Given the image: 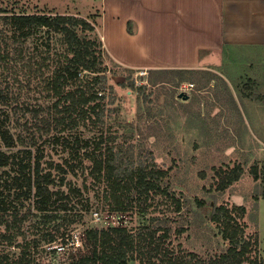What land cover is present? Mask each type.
Returning a JSON list of instances; mask_svg holds the SVG:
<instances>
[{
    "label": "rangeland",
    "instance_id": "374dc122",
    "mask_svg": "<svg viewBox=\"0 0 264 264\" xmlns=\"http://www.w3.org/2000/svg\"><path fill=\"white\" fill-rule=\"evenodd\" d=\"M99 3L0 0V8L7 14L85 18L94 23L101 41ZM0 42L7 43L1 44V53L5 48L9 52L0 59V126L14 137L22 133L31 143L33 131L24 130L33 123L29 109L51 101L45 81L56 63L70 55L60 35L44 28L18 31L2 20ZM101 63L104 72L96 78L102 83L95 89L103 97L104 109L98 122L80 126L59 140L44 135L32 146L17 143L7 149L0 145L15 163L32 164L41 157L44 172L51 171L55 180L51 190L61 192L51 205L60 210L54 219L44 222L33 207V197L17 196L8 185L17 174V164L0 171V198L6 207L22 214L30 211L20 225L17 243L29 245L34 264L90 255L85 229L108 225L130 231L143 227L160 233L169 230L172 239L181 230L177 238L181 247L207 257L224 251L227 245L210 220L212 209L222 203L246 209L238 222L246 235L257 233L259 252L264 256V182L262 178L254 181L250 173L251 166H264V49L224 50L220 59L193 69L149 70L121 66L102 47ZM75 137L89 142L88 151L95 143L100 148L111 147L119 176L136 169L161 170L163 185L179 201L181 210L176 212L173 201L162 194L141 196L123 212L113 210L105 182H97L89 172L90 161L80 164L71 156ZM233 164L242 167L239 180L223 192L215 191L213 168ZM50 237L54 243H48ZM59 241L66 243L64 255L49 250L53 244L59 247Z\"/></svg>",
    "mask_w": 264,
    "mask_h": 264
},
{
    "label": "trees",
    "instance_id": "16d2710c",
    "mask_svg": "<svg viewBox=\"0 0 264 264\" xmlns=\"http://www.w3.org/2000/svg\"><path fill=\"white\" fill-rule=\"evenodd\" d=\"M0 12L3 13L0 20L15 30L44 28L60 35L66 52L70 55L56 63L45 81L51 101L47 105H37L29 109L33 123L30 128L24 130L33 131L29 138L31 143L22 133L14 137L8 129L0 126V145L7 149L16 147L17 143L32 146L37 138L44 135H52L59 140L64 138V134L75 133L80 126L98 122L104 103L95 86L102 83L96 78V74L104 72L101 63L103 45L94 23L75 15L7 14L1 8ZM130 24L127 23L128 33H132ZM1 44L7 43L0 42V59H4L9 56V52L5 48L2 54ZM16 55L20 56V52ZM74 144L75 150L71 151V156L79 159L80 164L83 160L90 161L89 172L97 182H105L106 194L111 200L113 210L126 211L133 200H139L141 196L148 194L169 197L176 212L181 210L179 201L163 185L165 174L161 170L150 167L119 176L113 164L111 147L100 148L98 143H95L88 151L89 142L79 137H75ZM11 164H17L18 169L8 185L12 186L17 196L33 197V207L44 222L54 219L60 209L51 205L61 192L51 190L55 180L51 171L44 172L41 157L37 156L32 164L27 162L22 165L15 163L10 155L0 148V171ZM213 171V188L217 192L225 191L238 181L243 173L239 164H233L231 167L219 166L213 168ZM250 173L254 181L262 178L261 181L264 182V166L261 169L251 166ZM261 197L264 198V184ZM198 204L202 205V202ZM61 206L65 210V205ZM245 214L246 209L243 206L224 203L212 209L210 220L219 228L220 237L227 245L224 251L207 257H200L181 247L177 239L181 236V230H177L175 239H172L169 230L160 233L158 229L143 227L130 231L125 227L108 225L99 229H85L84 241H88L91 246L90 255L61 258L60 262L54 264H264V256L259 252L257 233L246 235L238 222ZM29 215L30 211L22 214L19 210H10L6 207V201L0 198V264H34L29 245L17 243L21 234L20 225ZM47 241L54 243V237L48 238ZM59 242V247L53 244L49 250L56 254L63 251L64 255L66 243ZM11 248L18 250L12 252Z\"/></svg>",
    "mask_w": 264,
    "mask_h": 264
},
{
    "label": "crops",
    "instance_id": "0c3cea01",
    "mask_svg": "<svg viewBox=\"0 0 264 264\" xmlns=\"http://www.w3.org/2000/svg\"><path fill=\"white\" fill-rule=\"evenodd\" d=\"M98 6L103 48L124 67L193 69L224 50L264 49V0H100Z\"/></svg>",
    "mask_w": 264,
    "mask_h": 264
}]
</instances>
